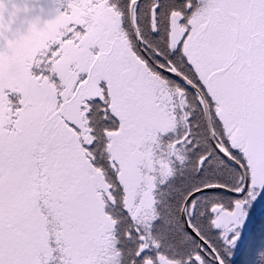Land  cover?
<instances>
[{"label": "snow or ice", "instance_id": "obj_1", "mask_svg": "<svg viewBox=\"0 0 264 264\" xmlns=\"http://www.w3.org/2000/svg\"><path fill=\"white\" fill-rule=\"evenodd\" d=\"M0 0V264H264V0Z\"/></svg>", "mask_w": 264, "mask_h": 264}, {"label": "rangeland", "instance_id": "obj_2", "mask_svg": "<svg viewBox=\"0 0 264 264\" xmlns=\"http://www.w3.org/2000/svg\"><path fill=\"white\" fill-rule=\"evenodd\" d=\"M33 3L37 8L43 7L45 14L51 12V10L56 6L53 3V0H33Z\"/></svg>", "mask_w": 264, "mask_h": 264}]
</instances>
